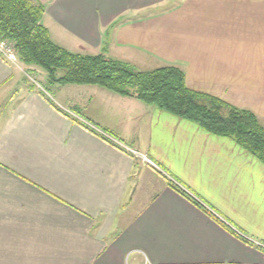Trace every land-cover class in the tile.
<instances>
[{
  "label": "crops",
  "instance_id": "crops-1",
  "mask_svg": "<svg viewBox=\"0 0 264 264\" xmlns=\"http://www.w3.org/2000/svg\"><path fill=\"white\" fill-rule=\"evenodd\" d=\"M40 1L56 44L178 66L264 124V0ZM22 65L0 56V264H264L257 156L98 85L53 96Z\"/></svg>",
  "mask_w": 264,
  "mask_h": 264
},
{
  "label": "trees",
  "instance_id": "trees-1",
  "mask_svg": "<svg viewBox=\"0 0 264 264\" xmlns=\"http://www.w3.org/2000/svg\"><path fill=\"white\" fill-rule=\"evenodd\" d=\"M45 11L40 0H0V37L15 43L22 63L45 70L48 84L98 85L135 97L192 121L211 134L233 138L264 163V124L252 110L191 89L184 70L178 66L166 65L145 71L113 59L105 52L69 51L50 38L42 22ZM169 185L207 212L180 186L172 181Z\"/></svg>",
  "mask_w": 264,
  "mask_h": 264
},
{
  "label": "built area",
  "instance_id": "built-area-1",
  "mask_svg": "<svg viewBox=\"0 0 264 264\" xmlns=\"http://www.w3.org/2000/svg\"><path fill=\"white\" fill-rule=\"evenodd\" d=\"M0 56L4 58L5 60H8L12 63L17 64L19 62V55L15 48V43L8 39V38H2L0 37ZM128 150H130L135 156H139L140 154L136 152L135 150H132L128 147H126ZM147 161L150 165H153L154 167H157V165L150 159H148L145 156H141ZM147 264V263H145Z\"/></svg>",
  "mask_w": 264,
  "mask_h": 264
},
{
  "label": "rangeland",
  "instance_id": "rangeland-1",
  "mask_svg": "<svg viewBox=\"0 0 264 264\" xmlns=\"http://www.w3.org/2000/svg\"><path fill=\"white\" fill-rule=\"evenodd\" d=\"M19 63H22L21 61H20V59H19ZM23 65V67H25L26 68V72H27V74H29V76L30 77H32V79L30 80L29 78H28V81L30 82V83H33V84H36L37 82H43L42 80V76H43V74H45V76H46V78H47V73H46V71L45 70H43L42 68H40V67H36V66H29L30 68L31 67H36L38 70H41V71H37V70H31V69H29V68H27V65H25L24 63H22ZM136 69H138V70H145V71H147V70H150V68L148 69V68H146L145 66H141V65H135L134 66ZM30 70L32 71V72H35V73H33V75H32V73H29L30 72ZM29 71V72H28ZM39 74V75H38ZM48 83V82H47ZM44 85H46V87L51 91V94L53 95V96H55V93H56V87H54V86H52L51 84H44ZM178 185V184H177ZM179 186V185H178ZM183 189V188H182Z\"/></svg>",
  "mask_w": 264,
  "mask_h": 264
}]
</instances>
